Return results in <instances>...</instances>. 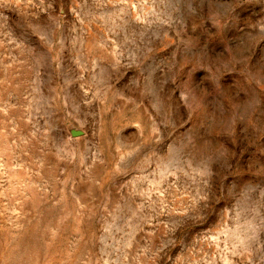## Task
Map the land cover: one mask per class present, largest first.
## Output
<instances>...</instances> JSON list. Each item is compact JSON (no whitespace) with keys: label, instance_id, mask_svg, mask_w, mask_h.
<instances>
[{"label":"rangeland","instance_id":"obj_1","mask_svg":"<svg viewBox=\"0 0 264 264\" xmlns=\"http://www.w3.org/2000/svg\"><path fill=\"white\" fill-rule=\"evenodd\" d=\"M0 264H264V0H0Z\"/></svg>","mask_w":264,"mask_h":264}]
</instances>
